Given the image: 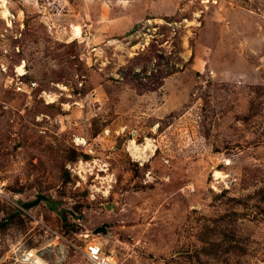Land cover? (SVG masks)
Returning a JSON list of instances; mask_svg holds the SVG:
<instances>
[{"label":"rangeland","instance_id":"374dc122","mask_svg":"<svg viewBox=\"0 0 264 264\" xmlns=\"http://www.w3.org/2000/svg\"><path fill=\"white\" fill-rule=\"evenodd\" d=\"M7 7L0 264H21L29 250L89 264L85 233L116 264H264V0ZM22 61L23 80L36 83L27 92L12 81ZM74 136L96 157L110 153L117 180L106 199L73 189L65 166L86 155ZM146 140L156 151L142 168L125 147Z\"/></svg>","mask_w":264,"mask_h":264},{"label":"built area","instance_id":"2783aa9c","mask_svg":"<svg viewBox=\"0 0 264 264\" xmlns=\"http://www.w3.org/2000/svg\"><path fill=\"white\" fill-rule=\"evenodd\" d=\"M19 66L22 67L23 73L15 71V77L12 78V81L14 80V89L17 92H27L29 89H34L36 83L25 82L23 80L26 74L24 61H22V64ZM43 93L45 94V92ZM123 133L124 130L119 129L114 132V136L119 137L123 135ZM104 134L105 136H109L110 132L105 131ZM72 142L73 148L76 151H82L86 154L85 157H80L78 160L69 162L65 166L72 179L71 185L73 189L85 192L88 199L91 201L106 199L112 192L117 180L116 174L109 162L110 153L103 154V157H96L97 155L94 153L93 148L83 137L74 136ZM153 148V145L147 147L145 142L137 145L136 141H129L127 142L125 150L130 160L143 168L144 164L154 156L156 148ZM153 179L154 176L151 170H146L144 172V183L147 184L153 181ZM218 179H221V176L215 177L213 174V182ZM221 182L223 183H221L222 185H225L223 181ZM228 182H230V180L227 178L226 184ZM81 236L84 241L82 252L89 264H116L114 256L107 255L99 243L88 240L90 236L88 233ZM42 256V253L38 254L37 251L29 250L22 254L20 262L21 264H53L52 262L45 261ZM37 259L41 260V262Z\"/></svg>","mask_w":264,"mask_h":264},{"label":"bare ground","instance_id":"6f19581e","mask_svg":"<svg viewBox=\"0 0 264 264\" xmlns=\"http://www.w3.org/2000/svg\"><path fill=\"white\" fill-rule=\"evenodd\" d=\"M7 4H8V0H0V14L2 15V17L3 18H6L10 13H9V10H8V7H7ZM75 31H76V34L79 36L80 35V30H79V28L78 27H75ZM17 71L19 72V73H23V69H22V67H18L17 68ZM47 100H48V103H53V102H55V98H54V96H47ZM146 142H147V147H149L150 146V141L149 140H146ZM139 155H140V153H139ZM228 164V163H227ZM222 175V173L221 172H215L214 173V176L215 177H219V176H221ZM110 221H111V219H110ZM38 260V259H37ZM39 262H41V260H38Z\"/></svg>","mask_w":264,"mask_h":264},{"label":"water","instance_id":"95a60500","mask_svg":"<svg viewBox=\"0 0 264 264\" xmlns=\"http://www.w3.org/2000/svg\"><path fill=\"white\" fill-rule=\"evenodd\" d=\"M41 199L45 200V198H44V197H38L37 201H38V200L40 201ZM37 201H35V203H37ZM35 203H33V204H30L29 206H32V205H34ZM52 207L54 208V205H53Z\"/></svg>","mask_w":264,"mask_h":264},{"label":"crops","instance_id":"0c3cea01","mask_svg":"<svg viewBox=\"0 0 264 264\" xmlns=\"http://www.w3.org/2000/svg\"><path fill=\"white\" fill-rule=\"evenodd\" d=\"M121 20H123V23H124V19H121ZM123 23H122V21H121L119 25H121V24H123ZM135 23H136V22L132 23V25H134ZM127 28H128V27H127ZM129 29H130V28H129ZM129 29H128V30H129Z\"/></svg>","mask_w":264,"mask_h":264}]
</instances>
